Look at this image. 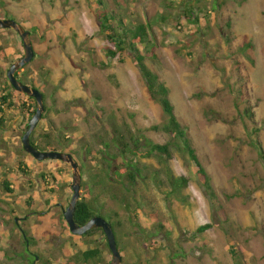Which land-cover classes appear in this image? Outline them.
Returning a JSON list of instances; mask_svg holds the SVG:
<instances>
[{
	"label": "rangeland",
	"instance_id": "obj_1",
	"mask_svg": "<svg viewBox=\"0 0 264 264\" xmlns=\"http://www.w3.org/2000/svg\"><path fill=\"white\" fill-rule=\"evenodd\" d=\"M95 1L0 0V19H15L30 32L35 56L18 71L25 84L44 94L36 142L49 150L41 136L49 134L58 151L74 152L82 165L81 196L115 223L120 264H264V160L252 145L258 141L264 151V0H224L216 9L214 0H104L127 24H147L156 57L146 63L168 86L174 113L211 177L217 202L191 163L185 203L166 197L167 185L153 178L131 188L114 169L109 176L102 172L98 153L114 127L156 143L168 135L147 130L165 115L149 97L132 52L107 55L110 44ZM186 3L205 6L207 22L184 21ZM244 36L251 47L242 48ZM21 42L13 29L0 28V93L6 70L22 56ZM5 110L0 264H29L25 235L33 239L32 253L51 264H97L82 259L90 248L101 251L98 264H108L112 254L101 231L74 235L64 219L73 193L70 164L28 154L22 144L26 112L17 106ZM140 160L152 172L165 166L157 156ZM169 164L175 175L189 174L182 152L174 151ZM159 176L165 178L162 171ZM157 221L169 235L156 230ZM203 224L211 227L199 232Z\"/></svg>",
	"mask_w": 264,
	"mask_h": 264
},
{
	"label": "trees",
	"instance_id": "obj_2",
	"mask_svg": "<svg viewBox=\"0 0 264 264\" xmlns=\"http://www.w3.org/2000/svg\"><path fill=\"white\" fill-rule=\"evenodd\" d=\"M194 1L199 2L200 0ZM214 2L215 3L212 5V8L216 9L222 5L221 3H223L224 0H214ZM95 3L98 6L96 13L98 21L100 22L101 28L106 35L108 43L110 44V46H107L106 48L107 55L110 58H115L118 53L125 51L126 49L132 52L135 65L144 79L149 97L160 106L165 115L164 122L151 125L147 128V130L162 132L168 135V140L166 142L156 143L141 133L138 135L132 133V131L128 128L126 131H123L117 127H114L110 132V141H103L98 153L100 155L99 164L102 167V172L109 176L114 169L112 173L118 178V181L122 183L125 182V184L131 188L135 186L139 180L145 181L153 178L154 181L159 185H167V190L165 192L166 197L172 196L175 199L185 203L187 200L186 196L182 194V191L189 185L191 180V163H193L196 166L195 176H197V180L201 187L211 200L217 202L211 177L205 167L200 163L196 151L187 136L185 128L181 125L174 113V105L169 99L168 86L146 63L148 56H152L153 58L156 57L154 54L156 43L149 35L147 24L140 22L138 24L129 25L125 22L123 16L110 12L104 0H96ZM190 5V3L183 5L184 13L181 18L184 21L192 23V25L201 23L202 20L207 22L210 11L208 9L204 10L205 6H199V4ZM196 30L197 29H195V31ZM246 39V36H244L242 48L252 46ZM23 54L24 50H22V55ZM15 76L22 80L19 76V71L15 73ZM22 82L24 83L23 80ZM114 84L116 85V82H114ZM31 86L35 87L34 84ZM20 94L24 93L17 91L8 80L5 82L0 93V124L3 125L5 121V109H11L12 107L17 106L18 108L24 110L27 114L25 128L23 129L25 132L30 118L35 113L37 103L34 98L24 94L28 99L33 101L32 103H26V101L20 98ZM250 114V110L246 109V115L250 116ZM43 118L44 116H42V119ZM38 128L39 123L31 133L30 139L36 148L44 150L42 148L43 146H40L34 138ZM41 136L47 138L45 144L46 146H49V150H58L56 147L51 145L49 140L51 136L49 134L42 133ZM252 145L259 150L261 157L264 160V151L262 149L261 143L255 141L252 142ZM174 151L183 153V165L184 168L189 172L188 175L181 174L177 176L173 173L169 161L172 159ZM67 152L74 156V152L72 150H68ZM153 156H157L164 160V168L160 170H154L152 172L149 170V166L140 160L141 158H150ZM80 168H82V165H80ZM161 171L164 173L165 178H161L159 176ZM5 187L7 190H9L8 183L5 184ZM96 211V208L93 206L90 200L81 196L74 212L75 222L78 225H84L91 217L95 215L104 217V215ZM219 213H223L222 209H219ZM109 222L112 225L116 237L117 230L115 223L110 219ZM210 227V224H203L198 227V231L204 232ZM155 228L157 231L162 230L166 235H169L170 233L169 230H166L165 225L160 221L155 223ZM95 231H101L102 235L105 236L103 231L98 228L89 230L84 234V236H91ZM31 241L33 242V239L25 235L24 242L27 247L25 254L27 256L24 255V257L29 262V264H34L37 260H39L42 264H51L49 260V262L41 260L37 253H32V250L28 248ZM231 251L236 257L235 250ZM101 257V251L98 248H90L82 252V259L86 263L89 261H94L98 264L101 261Z\"/></svg>",
	"mask_w": 264,
	"mask_h": 264
},
{
	"label": "water",
	"instance_id": "obj_3",
	"mask_svg": "<svg viewBox=\"0 0 264 264\" xmlns=\"http://www.w3.org/2000/svg\"><path fill=\"white\" fill-rule=\"evenodd\" d=\"M0 28L2 29L10 28L16 31L22 41L23 50H24V54L21 57H19L16 61H14L7 69L6 72L7 80L17 91L22 92L27 96L34 98L37 103L35 113L30 118L28 122V127L26 128L24 134L22 135V144L24 150L28 154L32 155L38 161L53 159V160H60L70 164L73 173V182L71 184L73 193L71 195L68 206L63 211V216L69 226L70 232L75 235H83L91 229L94 228L101 229L105 234L108 247L112 254V259L108 264H120L122 260V256L117 246L114 230L109 221H107L104 217L100 215H95L91 217L84 225H78L75 222L74 212L76 209V205L81 197V175L79 170V164L75 160L73 155L58 150H40L36 148L34 144L31 142L30 139L31 133L34 131L38 122L41 120L43 111L45 109L44 96L43 93L39 91L37 88L23 83L20 79H18L15 76V73L21 68H23L24 65L29 63L35 55L30 40L29 30L24 28L22 24L18 23L15 19L12 18L0 19Z\"/></svg>",
	"mask_w": 264,
	"mask_h": 264
},
{
	"label": "flooded vegetation",
	"instance_id": "obj_4",
	"mask_svg": "<svg viewBox=\"0 0 264 264\" xmlns=\"http://www.w3.org/2000/svg\"><path fill=\"white\" fill-rule=\"evenodd\" d=\"M15 220H16V222H18L17 219H15ZM98 229H99V228H98ZM72 234H73V233H72ZM74 235H75V234H74ZM83 235H84V234H83ZM83 235H78V236H83Z\"/></svg>",
	"mask_w": 264,
	"mask_h": 264
}]
</instances>
